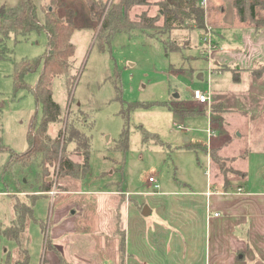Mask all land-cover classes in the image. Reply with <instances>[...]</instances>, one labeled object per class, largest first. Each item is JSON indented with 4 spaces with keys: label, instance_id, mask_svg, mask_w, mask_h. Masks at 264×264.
I'll return each mask as SVG.
<instances>
[{
    "label": "rangeland",
    "instance_id": "obj_1",
    "mask_svg": "<svg viewBox=\"0 0 264 264\" xmlns=\"http://www.w3.org/2000/svg\"><path fill=\"white\" fill-rule=\"evenodd\" d=\"M18 1L0 0V7L9 10L6 17L0 16V138L6 148L0 153V264L19 258L17 242L4 236L15 219L14 202H31L36 195L34 220L28 225L29 264H44L53 243L50 230L54 226L60 232L68 228L61 238L64 244L70 242L78 253L86 256L91 251L90 256L100 258L94 264H113L107 229L112 199L116 197L111 192L144 193L139 197L142 201L147 199L146 193L155 191L149 184L151 177L157 179L162 192H200L213 189L217 176L221 181H236L235 187L264 191V39L254 44L263 30L254 33L248 27V37L235 27L215 30L213 42L218 43L221 55L231 61L235 55L240 58L234 64L227 60L230 68H215L219 62L214 54L210 62L204 56V30L195 29L192 21H184L171 33L135 30L131 34L116 33L109 43L102 42L96 40L100 24L93 20L83 0H57L59 15L78 27L72 36L76 51L70 61L76 82L70 95L67 77L54 80L51 89L63 109L64 120L52 125L49 133L56 138L68 123L84 133L90 139V171L81 185L75 176L58 178L57 166L51 167L46 179L54 183V197L38 192L45 180L40 157L31 165L6 169L10 151L23 154L28 150L32 118L37 117L39 122L42 117V108L30 91L39 82L41 68L26 76L30 87L15 91V67L24 59L42 57L49 42L44 31L27 37L14 33L5 36L3 28ZM33 1L43 24L50 0ZM101 1L108 6L120 2ZM184 1L179 4L183 6ZM149 2L148 6L133 8L130 20L147 15L158 17L156 26H163L160 14H164L165 0ZM212 2L208 0V9L204 10L207 17ZM161 41L174 44L178 52L166 53ZM253 49L260 51V58H248ZM248 65L255 68L249 74L236 70ZM208 67H213L212 75ZM198 71H202L203 80L196 75ZM195 90L213 93L210 107L197 103L192 95ZM153 102L162 105L130 110L131 103ZM125 131L128 143L124 148ZM67 155L81 162L74 144L68 145ZM73 189L78 193H67ZM99 224L105 228L106 237L94 232ZM105 238L107 249L103 254Z\"/></svg>",
    "mask_w": 264,
    "mask_h": 264
},
{
    "label": "crops",
    "instance_id": "obj_2",
    "mask_svg": "<svg viewBox=\"0 0 264 264\" xmlns=\"http://www.w3.org/2000/svg\"><path fill=\"white\" fill-rule=\"evenodd\" d=\"M208 13L207 23L214 32L221 27H235L244 36H249L248 26L239 21L229 0H214ZM261 36L254 44L264 39V30ZM252 38H256L255 34ZM215 45L213 54L219 62L215 68L227 66V60L233 64L240 61L236 55L233 61L222 56L218 43ZM259 55L260 51L253 49L248 58H260ZM254 69L248 65L236 70L249 74ZM201 73L198 71L196 75ZM214 179L213 189L200 192H162L149 181L155 191L146 193L147 199L142 201L139 197L144 193L111 192L116 197L112 199L107 223L113 248L110 261L113 264H264V191L242 185L235 187L236 181H221L218 176ZM67 193L78 191L73 189ZM144 204L150 209L148 216L143 215ZM66 229L60 232L54 226L50 230L53 243L46 252L44 264H94L100 261L95 255L90 256L91 251L85 256L74 250L70 242L64 244L61 238L65 237ZM94 229L106 237L105 228L100 224ZM123 236L125 254L121 250ZM105 240L103 254L107 249ZM103 257V261H107Z\"/></svg>",
    "mask_w": 264,
    "mask_h": 264
},
{
    "label": "trees",
    "instance_id": "obj_3",
    "mask_svg": "<svg viewBox=\"0 0 264 264\" xmlns=\"http://www.w3.org/2000/svg\"><path fill=\"white\" fill-rule=\"evenodd\" d=\"M84 1L89 5L93 20L100 24L96 29L97 41L109 43L112 35L122 32L131 34L135 30H158L163 34L171 33L182 26L186 20L192 21L195 29L205 30V11L200 5V0H185L183 6L179 4L180 0H165L162 4L164 14H160V17L164 18V24L161 27L155 24L158 17L150 18L147 15H141L137 21L130 20L132 9L150 5L149 0H120L118 4L110 6L102 4L101 0ZM56 4L57 0H50L47 9L44 10L42 24L34 1L19 0L16 8L10 12L13 14L12 18L6 21V26L3 28L6 37L11 33L27 37L33 32L44 31L49 41L48 49L42 57L33 60L24 59L15 67L13 74L15 91L30 87L25 81L26 76L36 73L41 68L39 82L35 88L30 87V91L34 93L37 104L42 108V117L39 122L35 116L31 120L27 134L28 150L23 154L10 151L11 155L5 166L6 169L18 164L28 166L40 157L43 164L41 166L44 167L42 179H45L38 191L43 193L42 196L52 192L54 183L46 178L50 176V168L54 165L57 166L58 178L75 176L76 179L82 181L90 171V139L84 133L70 123L66 124L65 131H60L56 138L49 133L52 125L61 124L64 120L63 109L54 100L53 89H51L54 80L67 77L70 95L76 82V77L71 75L70 61L76 51L72 36L78 27L73 25L70 19L59 15ZM232 4L241 23L253 28L256 33L264 30V16H261L264 12V0H232ZM8 11L7 8L0 7V16L6 17ZM161 43L166 53L178 52V47L174 44L166 41H161ZM154 105H162V103L129 104L132 111L138 107L148 108ZM148 137L146 134V141ZM122 143L124 148L127 147L128 134L126 131L122 135ZM69 144L75 145V154L81 158V162L76 163L68 157ZM5 151L6 148L0 138V153ZM216 160L219 159L216 157ZM237 174L243 176L239 171ZM38 197V195L33 197L31 202L16 201L13 204L15 219L12 221V226L4 232V236L17 242L19 246L17 257L19 258L8 264H29L30 262L27 249L28 225L34 220V206ZM121 250L125 254V236L122 238Z\"/></svg>",
    "mask_w": 264,
    "mask_h": 264
},
{
    "label": "built area",
    "instance_id": "obj_4",
    "mask_svg": "<svg viewBox=\"0 0 264 264\" xmlns=\"http://www.w3.org/2000/svg\"><path fill=\"white\" fill-rule=\"evenodd\" d=\"M200 5L205 11H207L208 0H200ZM206 17L207 16L205 15V30H204V37L202 38V42L207 49V50H205V57L207 58V61L210 62V60L212 59V55H213L214 51L216 50V45L213 42L214 28L207 23ZM211 70H212V67H209L208 71L212 75ZM192 95L198 104H200L202 106L210 107L211 102H212V97H213L212 92H203L201 90H195L192 92ZM180 129H182V128H180ZM182 131L186 132L187 130L182 129ZM210 133H211V131L208 130L209 139L211 140V134ZM149 181L154 186L155 189L160 188V185H159L157 179H155L154 177H151L149 179ZM48 194L50 196H54V197H56V195H57L56 192H49Z\"/></svg>",
    "mask_w": 264,
    "mask_h": 264
},
{
    "label": "water",
    "instance_id": "obj_5",
    "mask_svg": "<svg viewBox=\"0 0 264 264\" xmlns=\"http://www.w3.org/2000/svg\"><path fill=\"white\" fill-rule=\"evenodd\" d=\"M162 13H163V12H162ZM198 78H199L200 80H203V74H202V73L199 74ZM176 97H178V95H176ZM149 214H150V209H149L148 207H145V208L143 209V215H144V216H148Z\"/></svg>",
    "mask_w": 264,
    "mask_h": 264
}]
</instances>
